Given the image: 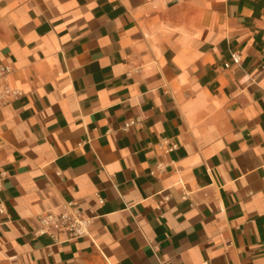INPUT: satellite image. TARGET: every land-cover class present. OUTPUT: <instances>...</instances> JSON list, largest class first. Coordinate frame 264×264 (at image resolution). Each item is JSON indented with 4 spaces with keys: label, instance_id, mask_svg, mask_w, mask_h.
<instances>
[{
    "label": "crops",
    "instance_id": "crops-1",
    "mask_svg": "<svg viewBox=\"0 0 264 264\" xmlns=\"http://www.w3.org/2000/svg\"><path fill=\"white\" fill-rule=\"evenodd\" d=\"M262 60L264 0H0V264H264Z\"/></svg>",
    "mask_w": 264,
    "mask_h": 264
},
{
    "label": "built area",
    "instance_id": "built-area-1",
    "mask_svg": "<svg viewBox=\"0 0 264 264\" xmlns=\"http://www.w3.org/2000/svg\"><path fill=\"white\" fill-rule=\"evenodd\" d=\"M235 61L237 56L233 55ZM227 66V64H226ZM261 70L264 71V60H262ZM11 68L7 64L0 63V104L7 103L11 98H16L21 91L10 85L7 81ZM135 124V120L124 123V127L128 128ZM176 144L172 143L167 150L173 149ZM99 202H102L99 199ZM1 211V209H0ZM38 229L36 234H48L54 241H59V236L63 235L66 239H76L87 234L90 219L82 216L80 211L76 209L71 201H64L58 212L46 211L36 217Z\"/></svg>",
    "mask_w": 264,
    "mask_h": 264
}]
</instances>
